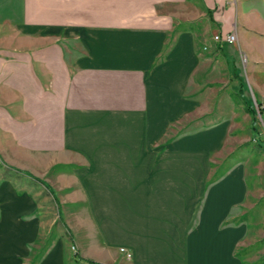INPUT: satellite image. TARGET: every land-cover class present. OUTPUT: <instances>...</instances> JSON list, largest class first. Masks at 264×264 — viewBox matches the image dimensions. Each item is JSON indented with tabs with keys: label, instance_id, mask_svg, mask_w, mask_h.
<instances>
[{
	"label": "crops",
	"instance_id": "0c3cea01",
	"mask_svg": "<svg viewBox=\"0 0 264 264\" xmlns=\"http://www.w3.org/2000/svg\"><path fill=\"white\" fill-rule=\"evenodd\" d=\"M191 1L196 30L181 22ZM228 34L233 44L214 40ZM194 82L199 112L223 82L246 107L249 94L264 102V0H0V162L43 186L75 248L59 239L33 264H236L231 235L212 228L222 190L189 236L220 137L207 151L202 139L181 146L221 127L165 137ZM38 203L0 181V264H32Z\"/></svg>",
	"mask_w": 264,
	"mask_h": 264
},
{
	"label": "rangeland",
	"instance_id": "374dc122",
	"mask_svg": "<svg viewBox=\"0 0 264 264\" xmlns=\"http://www.w3.org/2000/svg\"><path fill=\"white\" fill-rule=\"evenodd\" d=\"M190 5L195 6V10L189 11L192 14L191 20L183 19L181 22L184 24L183 27L196 30L201 23L197 13L199 7L192 1ZM205 80L206 85L211 83L208 77ZM197 84L194 82L189 91L183 95L185 100L191 102L192 108L174 116L167 123L165 131V137L170 141L184 135L208 130L213 125L221 127L189 137L181 146L185 151L198 150L199 141L202 139L205 141L204 149L207 151L217 144L220 137L219 145L208 153L209 171L205 192L196 204L195 218L190 227L189 236L196 237L198 234L200 218L205 214L214 189L222 190L226 200L212 228L221 235H231L227 260L236 264H264V102H259L257 99L254 102L249 94V103L254 104L256 109L253 121L240 95L231 91L229 82H223L219 87L220 95L204 100L210 112L207 110L204 113L202 110L199 112L198 103L202 104L203 100L197 96L199 92ZM216 91H218L217 88ZM158 97L157 113L154 116L157 121H160L167 117L169 109L163 104V98L160 95ZM215 101L219 106L213 110L212 104L214 105ZM6 180L13 183L18 193L28 191L37 199L38 204L41 203L34 216L40 220L41 230H39L45 238L41 242H27V248L31 254L23 260L35 263L38 254L34 256L33 253L45 252L59 239L67 244L71 253H74V246L69 242L63 226L57 221L56 206L43 186L23 174L9 171L0 162V181ZM233 190H237V195L228 199V194ZM29 222L36 223L32 219ZM118 252L127 261L131 260L126 258L125 254L128 253L126 250L119 249Z\"/></svg>",
	"mask_w": 264,
	"mask_h": 264
},
{
	"label": "built area",
	"instance_id": "2783aa9c",
	"mask_svg": "<svg viewBox=\"0 0 264 264\" xmlns=\"http://www.w3.org/2000/svg\"><path fill=\"white\" fill-rule=\"evenodd\" d=\"M214 40L216 42H225L227 44H233L235 42V36L232 34H228V35H224V36L219 35V36L214 37ZM125 256L127 259L131 258L130 253H126Z\"/></svg>",
	"mask_w": 264,
	"mask_h": 264
},
{
	"label": "trees",
	"instance_id": "16d2710c",
	"mask_svg": "<svg viewBox=\"0 0 264 264\" xmlns=\"http://www.w3.org/2000/svg\"><path fill=\"white\" fill-rule=\"evenodd\" d=\"M247 111H248V113L250 115H252L254 117L255 116V111H256L255 105L251 104V106L247 107ZM50 193H51V195H53L51 191H50ZM53 199L55 200V198H53ZM87 262L91 263V261H87Z\"/></svg>",
	"mask_w": 264,
	"mask_h": 264
}]
</instances>
